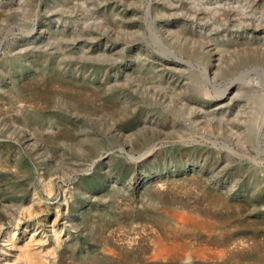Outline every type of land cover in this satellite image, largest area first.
<instances>
[{
  "label": "rangeland",
  "instance_id": "374dc122",
  "mask_svg": "<svg viewBox=\"0 0 264 264\" xmlns=\"http://www.w3.org/2000/svg\"><path fill=\"white\" fill-rule=\"evenodd\" d=\"M0 264H264V0H0Z\"/></svg>",
  "mask_w": 264,
  "mask_h": 264
},
{
  "label": "bare ground",
  "instance_id": "6f19581e",
  "mask_svg": "<svg viewBox=\"0 0 264 264\" xmlns=\"http://www.w3.org/2000/svg\"><path fill=\"white\" fill-rule=\"evenodd\" d=\"M177 214H178V213H177ZM177 214H176V215H177ZM178 217H179V219H180L181 221H183L184 219H186V218H185V215H182V214H179ZM26 231H27V229H25L23 232H26ZM15 239H16V238H15ZM163 250H165V249H163ZM162 252H163V251H162Z\"/></svg>",
  "mask_w": 264,
  "mask_h": 264
}]
</instances>
